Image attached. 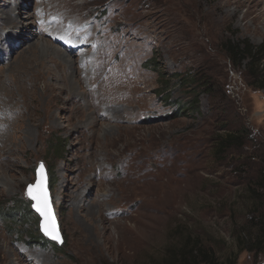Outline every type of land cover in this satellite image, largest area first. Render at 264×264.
Returning a JSON list of instances; mask_svg holds the SVG:
<instances>
[{"label":"rangeland","instance_id":"374dc122","mask_svg":"<svg viewBox=\"0 0 264 264\" xmlns=\"http://www.w3.org/2000/svg\"><path fill=\"white\" fill-rule=\"evenodd\" d=\"M220 1L0 0L28 25L0 20V119L23 113L15 130H31L0 183L2 264H176L197 249L198 264H264V88L225 49L264 47L248 11L264 0ZM34 42L46 92L18 79ZM40 163L60 245L26 195Z\"/></svg>","mask_w":264,"mask_h":264},{"label":"bare ground","instance_id":"6f19581e","mask_svg":"<svg viewBox=\"0 0 264 264\" xmlns=\"http://www.w3.org/2000/svg\"><path fill=\"white\" fill-rule=\"evenodd\" d=\"M222 1H224V0H221L220 2H222ZM254 2H255V5H259L260 2H262V1L252 0V3H254ZM225 3L229 4L228 0L225 1ZM225 3H223V4H225ZM240 6H242V4H240ZM253 7H255V6H251V7L249 6L250 10H248V11H250V14H255V17H253L252 20L255 23H258L259 24L260 21L263 22L264 12H262L260 10L259 11H257V10L252 11L254 9ZM11 8L12 7H10V6H6L4 10H0V13H1L0 14V20H1L2 24L3 25H11L12 27H15L17 29L19 28L18 26H21V28H20L21 32L27 33V31H26V29H27L26 26H28L27 23L20 22L18 20V18H16L17 16L15 17V15L13 13L14 11ZM219 8L221 9L222 6H216L215 7V9H219ZM29 18H30L29 16H26V19H29ZM13 36L15 37L16 35H13ZM4 37H5L4 35H0V40L3 42L4 40L7 39L8 42L6 41L5 44H8V46L10 47V45H9V44H11L10 37L9 38H7L8 36L5 37V38ZM24 39L27 40L28 37L22 35V37L20 38V41H22L23 44H26L25 43L26 40H24ZM1 43H0V45H1ZM42 44H44V42ZM27 46L28 47H26V49L28 50V53H29V59L26 60L27 62L25 64H23L22 68L19 71L17 70V74L20 76L18 79L22 83L26 84V86L27 85L28 86H31L30 85V82L31 81H33L36 85H39V84L43 83V86H44V89H45L44 92H46L49 88H52V85H50V83H49L51 81L52 77L44 69L43 65L39 66L42 63L41 60H37V57L40 55V53H42L41 51L39 52V50H38L40 46L38 47V44L36 42H34V43L30 44V45H27ZM45 57H46V54H45ZM43 59H44V57H43ZM36 61H37V63H36ZM51 61H53V60H51ZM60 61L62 62V60H60ZM69 63L71 64V62H69ZM34 65H36V66H34ZM13 83H14V81H13ZM31 84H32L31 87L35 86V85H33L32 82H31ZM2 91L3 90L0 89V93ZM22 92H23V95L26 98H29L31 101H33L32 100L33 99L32 94H29V91L28 92L25 91V86L22 88ZM0 95H2V94H0ZM52 106L53 105H51V103L48 104V105H46V108H44V109H46V112L43 113V116H44V120H45V123L46 124H52L53 125L54 124V121H53V115L54 114L53 113H50V110L52 109ZM32 108H33V105H32ZM22 115H23V113H20L18 116H15L10 123H8V120L7 119L4 120L5 118L4 119H0V128H1L2 124L8 123L6 125V132H5V134L4 133L0 134V142H1L0 149L5 148V149H3L2 153L0 152L1 153V155H0V177H1L0 183H2L4 181V179H7V177H10L11 179L14 178L15 177V170L19 167V165L17 164L18 161H16L15 157L20 154V150L18 149V147L16 149H14L15 142L16 143L17 142L22 143L23 140H24V136H25L24 134L27 135L26 138H28V139H29L28 136L31 135L30 128L28 129L29 131L27 130V132L24 133L25 121L24 122H20V124L18 126V131L15 130V127H16L17 123L19 121H21L20 118H21ZM34 121H36V120H34ZM26 129H27V127H26ZM5 183H7V182L4 181L3 184H5ZM0 195H1V193H0ZM83 241H84L83 240V236L80 235V237L77 239V241L74 242V246L77 249L79 248L80 249V252H82L85 255V257H86V255L88 254V250L86 248L87 247V244H84ZM5 258H6V254L4 252L3 246L0 245V264H2L1 261L2 260H5Z\"/></svg>","mask_w":264,"mask_h":264},{"label":"trees","instance_id":"16d2710c","mask_svg":"<svg viewBox=\"0 0 264 264\" xmlns=\"http://www.w3.org/2000/svg\"><path fill=\"white\" fill-rule=\"evenodd\" d=\"M225 49L229 57L233 61L237 59V62L240 63L245 60H250L248 64L249 76L253 79L254 82L257 83L256 85L257 88H264V70L260 69V67L262 69L264 68V47L260 46L259 48L254 49L248 42L244 41L237 44L227 42V44L225 45ZM254 68H256V70H254ZM162 88L163 86L161 87V90L157 92L160 94L159 96H161V98H163L164 96L163 92H165V90L163 91ZM164 88H166V85ZM168 97L169 95L165 96L164 98L168 99ZM198 98L199 97L197 95L194 96L192 98L191 104L187 106L190 107V109H192L194 113H197V105L199 104ZM185 111L188 112V109ZM174 115H178V114L175 113ZM174 115L171 117L174 118L175 117ZM228 137H229V142L231 139H233L234 141V138L232 136H228ZM52 148L54 153L63 152V146L59 145L57 142ZM200 254H203V258L206 257L205 253L199 249L187 252L186 258L185 256L182 257L176 264H196V263L198 264L196 259Z\"/></svg>","mask_w":264,"mask_h":264},{"label":"snow or ice","instance_id":"6c2138e0","mask_svg":"<svg viewBox=\"0 0 264 264\" xmlns=\"http://www.w3.org/2000/svg\"><path fill=\"white\" fill-rule=\"evenodd\" d=\"M27 193L35 202L33 207L43 218L41 227L44 234L50 236L53 240L62 242L56 225V219L49 201L48 191L46 188V178L44 175V165L42 163L39 165L37 180L34 185L28 186Z\"/></svg>","mask_w":264,"mask_h":264},{"label":"water","instance_id":"95a60500","mask_svg":"<svg viewBox=\"0 0 264 264\" xmlns=\"http://www.w3.org/2000/svg\"><path fill=\"white\" fill-rule=\"evenodd\" d=\"M41 164V163H40ZM39 164V165H40ZM43 164V163H42ZM39 165H38V168H37V170H36V180H37V173H38V170H39ZM44 165V164H43ZM44 175H45V178H46V188H47V191H48V196H50L49 195V190H48V177H47V171H46V169H45V166H44ZM36 180H35V182H36ZM35 184V183H34ZM34 184H32V185H34ZM27 189H28V187H27ZM26 195H27V198L29 199V200H31L32 201V206H31V208H32V210L39 216V218H40V224H39V227H40V232H41V234L46 238V239H48V240H50V241H52V242H56L58 245H60L62 242H59V241H57V240H53L50 236H47V235H45L44 234V231L42 230V227H41V225H42V222H43V218L40 216V214L35 210V208L33 207V204L35 203L32 199H31V197L28 195V193H27V190H26ZM49 201H50V198H49ZM51 204V203H50ZM58 228V227H57ZM58 231H59V228H58ZM60 234V233H59ZM60 238H61V236H60Z\"/></svg>","mask_w":264,"mask_h":264}]
</instances>
